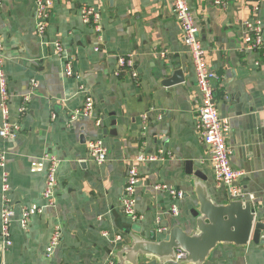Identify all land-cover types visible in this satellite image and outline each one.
Here are the masks:
<instances>
[{
  "label": "crops",
  "instance_id": "1",
  "mask_svg": "<svg viewBox=\"0 0 264 264\" xmlns=\"http://www.w3.org/2000/svg\"><path fill=\"white\" fill-rule=\"evenodd\" d=\"M173 1L51 0L46 31L38 36L31 0H0L10 118L20 126L16 139H0L14 212L12 244L4 250L2 264H103L119 247L113 240L119 237L121 244L127 243L131 228H141L144 237L156 229L158 238L175 225L190 232L193 221L188 212L195 197L186 162L199 166L218 203L229 199L225 189L214 184L209 151L196 129L200 96L191 58L172 16ZM186 1L206 62L217 76L213 97L219 116L229 125L230 166L244 173L234 184L264 224V56L242 50V23L256 1L222 0L224 6H217L215 0ZM83 5L102 12L98 51L92 28L78 14ZM259 17L264 23V0L259 2ZM54 43H59L60 55ZM118 57L130 58L132 66L119 69ZM66 62L72 66L71 77L65 76ZM131 69L137 78H131ZM176 71L183 82L163 85ZM31 80L36 82L32 91ZM26 94V112L19 116ZM86 95L94 100L91 115L69 122ZM51 114L56 115L54 120ZM91 140H101L106 149L101 165L88 158L86 145ZM160 150L162 160L135 162L140 155L154 156ZM46 153L59 161L56 204L32 216L24 229L19 224L22 210L43 204L40 159ZM131 166L139 174L136 220L121 210ZM156 185L182 191L184 197L173 200ZM172 205L177 216L168 212ZM56 226L62 237L53 255L46 257ZM205 264H264V245L220 246Z\"/></svg>",
  "mask_w": 264,
  "mask_h": 264
},
{
  "label": "built area",
  "instance_id": "2",
  "mask_svg": "<svg viewBox=\"0 0 264 264\" xmlns=\"http://www.w3.org/2000/svg\"><path fill=\"white\" fill-rule=\"evenodd\" d=\"M33 5V18L35 21V33L43 36L49 18L51 16L52 2L51 0H31ZM251 8V16L242 23L243 27V47L245 52H260L264 56V23L259 17V2ZM222 0H215L217 6H224ZM172 16L179 26L181 32V40L187 48L192 61L196 87L199 93V101L196 108V129L199 138L209 151V160L214 174V184L216 187L224 188L229 199L247 198L246 194L234 182L237 178L244 175L243 172L233 170L230 166V151L226 145V138L229 133V125L227 120L219 116L216 102L213 97L212 83L217 79L215 73L211 71L205 56L201 40L198 35V29L192 13L186 0H174L171 8ZM79 17L83 24L92 28L95 39V51L99 50V44L102 40V12L93 6L83 5L78 10ZM53 47L60 55L61 47L59 43H54ZM3 40L0 35V139L3 141H12L19 134L20 126L18 121H12L10 118L9 102L10 94L7 87V77L4 71L5 56L3 55ZM163 55V54H162ZM119 69L124 66H132L130 58H117ZM65 76H73L72 66L66 62L64 65ZM131 78H137V73L133 69L130 70ZM36 88V82L31 80V91ZM31 93V92H30ZM21 105L18 108L19 116L26 112L29 101V94L21 97ZM94 109V100L90 95L84 97L82 106L74 110L69 116V122H73L80 118L89 117ZM264 111V105H263ZM56 118L55 114H51V120ZM98 124V121L96 122ZM88 158L98 165L106 161V149L101 140H91L86 145ZM164 153L162 150L154 156L140 155L135 159L139 162H155L162 160ZM42 170H44V185L41 194L43 204L37 206L35 204L24 208L21 212L19 224L21 228L26 229L32 216L39 215L44 209L52 208L56 204V186H57V168L59 161L52 154L46 153L41 157ZM6 156L5 152L0 151V242L3 251L11 246V224L14 220V212L9 200V176L5 171ZM139 183V174L136 167L131 166L127 169L121 196V210L123 215L128 216L131 220H136L137 216L134 211V194L136 186ZM156 190L168 193L173 200H182L184 194L182 191L167 188L165 185H156ZM250 197V196H249ZM171 216L178 215V209L172 205L169 209ZM105 237L107 234H103ZM61 228L56 226L50 235L48 244L45 248V256L51 257L61 240ZM114 243L120 241L116 237ZM184 258V254L180 251L176 253V260ZM103 264H115L113 259L107 260Z\"/></svg>",
  "mask_w": 264,
  "mask_h": 264
},
{
  "label": "water",
  "instance_id": "3",
  "mask_svg": "<svg viewBox=\"0 0 264 264\" xmlns=\"http://www.w3.org/2000/svg\"><path fill=\"white\" fill-rule=\"evenodd\" d=\"M182 82L181 72L176 71L163 85L168 87ZM81 166L85 168L83 163ZM185 173L190 176L195 197V204L188 212L193 221L190 232L181 225H175L163 230L161 238H158L156 229L144 237L141 228H131L127 232L128 242L121 244L122 239L117 242L119 247L112 256L115 264H205L220 246L242 249L250 243L264 245V224L257 220L248 198L218 203L199 166L186 162ZM177 251L184 254L183 259L176 260ZM3 256L0 242V264Z\"/></svg>",
  "mask_w": 264,
  "mask_h": 264
}]
</instances>
